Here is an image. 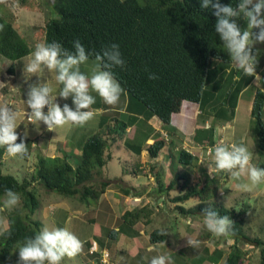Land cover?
Returning a JSON list of instances; mask_svg holds the SVG:
<instances>
[{"label": "trees", "instance_id": "1", "mask_svg": "<svg viewBox=\"0 0 264 264\" xmlns=\"http://www.w3.org/2000/svg\"><path fill=\"white\" fill-rule=\"evenodd\" d=\"M51 2L47 4V0H43L48 8L53 6L55 9L60 3L63 6L58 10L57 17L43 19V43L59 42L64 48L74 51L73 41L78 39L89 53L100 52L111 44L120 46L126 67L113 69L116 80L130 99L155 117L165 131L163 137L156 139L148 148V155L152 159L157 158L167 144V136L176 135V130L171 126V117L180 113L185 102L198 105L199 124L203 125L205 120H209L211 113L214 120L228 123L234 118L239 95L255 78L254 74L246 76L237 69L235 75L238 78L232 79L229 68L233 61L223 47L219 34L215 32L217 18L214 10L203 9L202 0ZM219 2L238 9L240 0ZM236 22L242 31L247 29V22L242 15ZM13 24L10 17L7 20L0 15V25H4L3 31H0V59L12 64L32 52ZM89 60H95L94 55H90ZM258 67L256 71H259ZM12 73L13 69L8 68L7 74ZM149 73H154L158 79H149ZM263 108L264 91L256 90L250 111V132L256 136L260 155L264 151ZM127 128V123L117 118L111 119L110 123L85 142L74 164L69 163L70 158L66 155L54 158L39 156L36 157L35 173L21 181L2 173L5 151L0 146V197L4 196L5 189H12L21 197L19 208L5 215L7 228L0 233V264H19V247L26 238L40 232V224L37 219L33 220V216L44 200H40L41 192L77 198L85 203L99 200L108 184H95V178L111 159V146L124 139ZM200 128L194 131L195 143L202 144L204 140L200 136L206 132L205 141L212 145L214 126ZM168 159L172 163L171 158ZM195 163L197 158L184 149L179 151L178 164L192 166ZM212 165L216 168L215 163ZM179 174L172 171V179L165 185V194L179 186V193L169 200L175 205L176 211L184 215L203 216L204 209L210 208L220 216H229L234 222V235L230 237L233 244L222 264H246L247 252L244 247L248 244L259 248V264H264V242L244 233L246 210L237 212L212 201L221 182L229 175L216 170L209 176L206 172L198 188L189 183V178ZM194 197L199 199L197 205L188 209L182 206ZM151 214L149 205L125 212L118 232L136 238L142 227L150 221ZM161 231L155 229L150 233L152 244L166 240L167 235H160ZM91 246L92 241L83 244L87 251ZM91 257L96 264H101L95 256ZM212 260L217 261L219 258L213 257Z\"/></svg>", "mask_w": 264, "mask_h": 264}, {"label": "crops", "instance_id": "2", "mask_svg": "<svg viewBox=\"0 0 264 264\" xmlns=\"http://www.w3.org/2000/svg\"><path fill=\"white\" fill-rule=\"evenodd\" d=\"M255 34L256 32H254V37ZM31 53L21 59L25 60V64L28 63ZM8 68L13 69L12 75L7 74ZM94 68L95 63L93 60H89L86 64L81 65V71L89 77ZM20 73L21 76H24V81L17 86L16 81L20 78ZM0 76H10V79H5L6 77H4L0 80V105L7 104L17 113L18 127L16 132L20 139H23L26 143L29 152V156L21 160L19 157L10 156L6 151V147L1 146L5 151L2 167L3 174L14 176V172L18 173L20 171L22 179L30 176L35 173L36 157L39 156L54 158L66 155L70 158L69 163L72 161V164H74V160L78 159L81 155V150L85 142L91 136L95 135L104 125L110 123L111 119L117 118L128 124L124 139L111 146V159L95 178V184L98 182L108 184L96 202L98 205L97 210L95 211L89 203L81 202L77 198H63L53 193H44L41 198L44 200L41 201L39 210L33 216V220L37 219L36 221L39 222L40 228H42V222L45 220L52 221L56 228H63L65 224L61 221H63L65 212L80 215L81 219H78L77 222L71 224L67 229L74 235H79V231H83L81 226L86 223H94V230L91 237L86 238L82 243L92 241L98 245L99 249L107 250L111 256L110 258L113 260L112 264H127L128 262V264H133L132 262L150 264V260L158 255L169 256L172 260L171 264H222V261L229 254L231 247L229 248L227 245H213L210 242L213 236L207 229H202L201 236L204 238V241L198 243L196 247H192L188 243L183 245H178L179 243H177V246L175 245V251L168 250L164 254L159 251V248L163 246L162 244H152L149 240L150 233L155 229L165 230L167 232V238L164 244H169V234H171V238L178 236V232H181V236L185 235L181 229L173 226L176 225L180 217L178 218L173 213L176 211L175 205L169 201L179 193V186L175 190L165 194V185L172 179V171L189 178L191 185L198 182L201 184V180L206 172L211 176L210 173L212 170L209 172L203 163L204 161L211 160L213 152L210 149H214L218 144L215 141V134L213 144H207L205 141L207 136L206 132L200 136L204 140L202 144H197L193 140V134L196 128L203 126V128L207 129L211 125L210 119L205 120L203 125L199 124L197 104L185 102L180 113L172 115L171 126L176 130V135L171 137L167 136V144L159 152L158 157L152 159L148 155V148L156 139L163 137L165 131H163L161 123L155 117L150 116L146 109L140 107L136 102H133L126 92L121 95L119 104L115 107L104 104L102 99L95 92H92L91 94L96 99V103L92 108L97 110L93 120L88 122L84 127L66 126L57 128L54 131H48L47 126L43 122L39 123L34 119L32 122L27 121L31 112V109L28 108L26 103L27 93L31 85L47 83V86L52 89V98H56L55 103H58L61 108L67 103L74 109L75 106L72 104L71 97L64 100L59 96L63 85L55 79L56 73L51 72L46 75L44 73H38L35 76L24 72V65L20 69H16L14 62L12 64V62L10 63L8 61V64L1 68ZM3 80L4 83H2ZM186 104H189L187 114L194 120L193 134L190 136L181 132L183 129L182 120L190 121V119L185 117L186 113L182 111ZM43 111L47 114V107ZM183 138L187 140V144L183 143ZM20 139H18L17 143L20 142ZM221 140L225 139L220 138ZM227 140L229 141L228 137ZM232 143L236 142L229 141L228 144L230 145ZM181 149L186 150L190 155L197 158V163L192 164V166L177 164L178 160L175 162L174 154L178 153L179 158V151ZM121 150L125 153V165L121 166V162H118L116 165L117 168L113 171L109 164L114 162L115 151ZM168 157L171 158L172 163H169ZM166 159L168 163L165 161ZM21 161L26 162V164L23 165L20 163L18 165V162ZM21 170H24V172ZM113 173L114 175L110 176ZM184 173H188V175L186 176ZM35 185L38 186V183ZM219 189L221 188L219 187ZM195 198H190L186 202L197 203V200L199 202V199ZM153 203L156 204L154 211L151 206ZM145 205L150 206L152 214L148 224L140 230V235L136 238H129L120 234L118 229L121 225L122 215L127 211L142 208ZM82 209L85 210V213L81 212ZM86 210L89 212L86 213ZM6 212H8L7 209L0 202V233L7 228ZM156 214H159V220L172 222V225L164 229H150V224ZM124 244H127L128 247H123ZM152 245L158 246L152 251H149ZM123 249L126 251L115 260L114 251H118L120 254ZM134 250L136 251L133 253L132 251ZM244 250L246 251L245 248ZM81 254V256H85L84 258L87 260V264L92 263V257L87 254V250L83 248ZM213 257H218L219 260L214 261L212 260ZM248 257L249 255H246V258Z\"/></svg>", "mask_w": 264, "mask_h": 264}, {"label": "clouds", "instance_id": "3", "mask_svg": "<svg viewBox=\"0 0 264 264\" xmlns=\"http://www.w3.org/2000/svg\"><path fill=\"white\" fill-rule=\"evenodd\" d=\"M5 2L6 0H0V3ZM201 7L214 10L217 18L215 32L219 34L223 47L235 66L246 76L256 74L259 57L258 50L256 53L253 51V45L254 42L264 43V0H240L238 9L222 5L219 0H202ZM241 15L247 22V29L243 31L236 22ZM3 29L4 25H0V31ZM253 29L259 30L255 37ZM73 49L74 51H70L59 42L39 43L24 65V72L35 76L44 73L45 69L50 73L55 72V79L63 85L59 96L64 100L71 97L75 106L73 109L66 103L61 108L54 102L56 98H52V89L47 83L31 85L26 102L31 109L29 119L43 122L48 131L66 126L84 127L93 120L97 110L92 108L96 103L92 92L111 107L117 106L121 95L125 94L113 72L114 68L126 67L118 44L108 45L97 53H89L77 39L73 41ZM90 55L95 57V68L89 77L81 71V65L89 61ZM149 79L155 80L158 77L149 73ZM45 107L48 109L47 114L43 111ZM17 127V113L7 104L0 105V146H5L10 156L24 159L29 156L28 147L18 136ZM210 151L214 152L217 171L226 173L235 180L247 176L251 186L239 183L237 188L240 190L250 191L251 187L264 184V169L251 163L252 153L243 144H218ZM4 197V206L9 209L18 206L21 199L20 194L12 189H5ZM203 219L213 236L230 238L234 235V222L229 216H220L207 208L203 211ZM159 234L166 236L167 232L162 230ZM159 243L164 244V241ZM188 244L196 247L198 242L188 240ZM157 246L152 245L149 251ZM82 249V241L67 228L49 230L45 227L34 237L23 241L18 249L19 264H63L65 257L74 258ZM95 257L98 259V255ZM150 264H171V258L166 255L154 256Z\"/></svg>", "mask_w": 264, "mask_h": 264}, {"label": "rangeland", "instance_id": "4", "mask_svg": "<svg viewBox=\"0 0 264 264\" xmlns=\"http://www.w3.org/2000/svg\"><path fill=\"white\" fill-rule=\"evenodd\" d=\"M51 1L53 0H47V4H51L52 3ZM62 6L63 5L60 3L56 6L55 9L53 8V6L51 8H48L49 6L45 5L43 3V0H6L5 3H0V15L5 16L7 20L9 17L11 18V20L14 22L13 24L14 28L18 30V32H20L19 33L20 36L25 40V42L29 45V47L32 49L33 52L37 44L43 43V36H44L43 19L45 17H49V18L57 17L59 15L58 10L62 9ZM252 31L254 34V32L257 33L259 30L253 29ZM253 50L255 51V53L258 50L259 59H258L257 67L259 66L258 67L259 71L255 70L256 74H254L255 76L254 80L239 95L236 103L233 120H231L228 123L222 122L220 120L217 121L213 119L214 115L213 113H211L210 124L214 126V134L216 137L215 141L217 144L220 143L228 144L229 141L236 142V144L238 145L243 144L252 153L251 163L256 167H261L262 169H264V156H262L264 155V151L263 154L260 155L259 145L257 143L256 136L250 132V127H251L250 109L252 106L254 94L256 90L264 91V43L254 42ZM93 62L95 63V60H93ZM25 63H26L25 60H20L19 62L15 61L14 66L16 67V69H20L23 65H25ZM7 64H8V60L0 59V70L3 66H6ZM237 69L238 68L235 66V63L232 62L231 67L229 68L230 71L229 73L232 76V79L238 78V76L235 75ZM48 73L50 72L47 69H45L44 75ZM4 77H6L5 79H10V76H0V80H2V78ZM23 79L24 76H21L20 73V78L16 81L17 86L24 81ZM2 83H4V80L2 81ZM188 106L189 104H186V106L183 108L182 111L186 113L185 117L190 119V121L187 122L186 120H182L183 129L181 130V132H183L187 136H190L193 134L194 120L191 116L189 117L187 114ZM222 106L224 107V105ZM263 120H264V108H263ZM227 137L229 141L227 140ZM220 138H224L225 140L220 141ZM182 141L183 143L187 144V140L185 138H183ZM124 154L125 153L122 152V150L115 151L114 162L109 164L111 170L115 171L118 162H121V166L125 165ZM174 156H175L174 160H176L175 162H177L178 153L174 154ZM119 159L120 161H118ZM165 161L168 163L167 159ZM20 163H22L23 165L26 164V162L21 161L18 162V165ZM213 163H215L214 152L211 155V160L204 161L203 163L209 172H211L212 170V172L210 173L211 176L216 171V168H214L212 165ZM126 164H130V163H126ZM21 171L24 172V170ZM113 175L114 173L111 174L110 176ZM13 177H15L19 181L22 180V175L20 174V171H18V173L14 172ZM239 183H246L251 186V182L247 178V176L241 177L240 180H235L230 176H228L226 178V181L221 182L220 184L221 189H218V193H216L215 198L212 201L215 203H222L224 207L233 208L237 212L241 210H246L245 220H244V227H245L244 233L248 237L260 238L264 242V184L251 187L250 191H242L239 188H237V184ZM194 186L200 188V183L199 182L195 183ZM43 194L44 192H41V196ZM4 199H5L4 196L0 197V202H2L3 205H4ZM195 199H198V197ZM210 201H208V203H210ZM197 203H199L198 200ZM197 203L185 202L183 203L182 206L188 209L191 208L192 206L197 205ZM89 204L93 209H95V211L97 210L98 205L96 202L91 200L89 201ZM19 206L20 203L18 206L12 209L6 208L5 206L4 207L7 209L8 212H10L19 208ZM151 206L154 211L156 204L153 203L151 204ZM81 212L85 213V210L82 209ZM88 212L89 211L86 210V213ZM173 213L176 216H178V218L180 217L179 221L176 222V225L173 226H176L179 229H181L183 233H185V235L181 236V232H178L179 234L178 236H174L173 238H171V234H169V239H168L169 244H165V245L162 244L163 246L159 248V251L162 252V254L166 253L168 250L175 251V245L177 243H179L178 245H183L188 243V240L197 241L198 243H202L204 241V238L201 236V231L202 229H207V228L204 224L203 216L184 215L180 213V211H174ZM158 215L159 214H156L153 217L152 222L150 224V229L151 228L164 229L172 225L171 224L172 222H167V221L163 222L159 220ZM78 219H81L80 215L65 212L63 221H61L65 224L63 228L69 227L74 222H77ZM168 220L170 221V219ZM42 223L43 226L42 228H40V231H42L45 227H47L49 230L56 228L55 225L50 220H45ZM81 228L83 229V231H79V235L76 236L83 242V240H85L86 238L91 237V234L94 230V223H86L83 226H81ZM231 240H232L231 238L213 236L210 242L213 243V245L215 246L227 245L230 248L233 244V240L232 241ZM123 247L127 248L128 245L124 244ZM244 248L246 249L247 255H249V257L246 258L245 260L247 261L246 264H259L260 261L259 248L256 247L253 248V245L250 244H248ZM125 251L126 250L123 249L120 254L118 253V251H114L115 260H117L119 256L122 255ZM135 251L136 250L132 252L134 253ZM81 255L82 254L80 252L74 258L66 257L63 261V264H87V260L84 258L85 256L84 255L81 256ZM93 259H91L92 263L95 264ZM92 263H88V264H92ZM110 263L111 264L113 263V260L111 258H110ZM132 263L138 264L134 262Z\"/></svg>", "mask_w": 264, "mask_h": 264}, {"label": "built area", "instance_id": "5", "mask_svg": "<svg viewBox=\"0 0 264 264\" xmlns=\"http://www.w3.org/2000/svg\"><path fill=\"white\" fill-rule=\"evenodd\" d=\"M27 121L32 122L29 117L27 118ZM88 254L90 256L98 255V259L101 264H111L109 252L104 249H99L96 243L92 242V246L88 249Z\"/></svg>", "mask_w": 264, "mask_h": 264}]
</instances>
